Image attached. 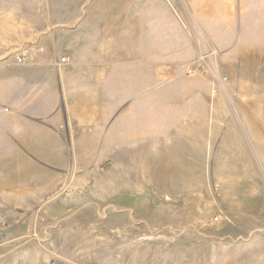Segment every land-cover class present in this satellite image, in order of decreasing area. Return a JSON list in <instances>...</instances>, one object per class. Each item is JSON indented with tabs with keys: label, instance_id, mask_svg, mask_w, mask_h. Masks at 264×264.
Returning <instances> with one entry per match:
<instances>
[{
	"label": "crops",
	"instance_id": "crops-1",
	"mask_svg": "<svg viewBox=\"0 0 264 264\" xmlns=\"http://www.w3.org/2000/svg\"><path fill=\"white\" fill-rule=\"evenodd\" d=\"M260 44L264 0H0V194H49L70 164L106 160L111 193L167 194L159 180L238 161L227 88L186 68L213 49L208 67L241 85Z\"/></svg>",
	"mask_w": 264,
	"mask_h": 264
},
{
	"label": "rangeland",
	"instance_id": "rangeland-1",
	"mask_svg": "<svg viewBox=\"0 0 264 264\" xmlns=\"http://www.w3.org/2000/svg\"><path fill=\"white\" fill-rule=\"evenodd\" d=\"M242 60L241 85L216 64L192 75L227 88L226 121L244 137L242 148L228 143L238 161L159 180L167 194L135 179L117 187L146 193H111L108 160L70 164L49 194H0V264H264V44Z\"/></svg>",
	"mask_w": 264,
	"mask_h": 264
},
{
	"label": "built area",
	"instance_id": "built-area-1",
	"mask_svg": "<svg viewBox=\"0 0 264 264\" xmlns=\"http://www.w3.org/2000/svg\"><path fill=\"white\" fill-rule=\"evenodd\" d=\"M216 52L213 49H210L208 51H205L202 56L192 65H189L186 68V74L189 76L195 75V74H206L208 73L210 70V67H208L209 65V61L210 59H212L214 57V54ZM28 54H29V50L28 49H23L21 50L17 56H16V60L18 63H25L28 59ZM62 62H66L68 61L67 57H63L61 59ZM226 79V78H225Z\"/></svg>",
	"mask_w": 264,
	"mask_h": 264
}]
</instances>
